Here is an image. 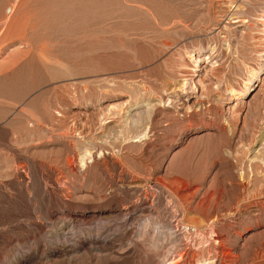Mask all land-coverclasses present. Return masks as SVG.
<instances>
[{
    "label": "rangeland",
    "instance_id": "374dc122",
    "mask_svg": "<svg viewBox=\"0 0 264 264\" xmlns=\"http://www.w3.org/2000/svg\"><path fill=\"white\" fill-rule=\"evenodd\" d=\"M0 264H264V0H0Z\"/></svg>",
    "mask_w": 264,
    "mask_h": 264
},
{
    "label": "bare ground",
    "instance_id": "6f19581e",
    "mask_svg": "<svg viewBox=\"0 0 264 264\" xmlns=\"http://www.w3.org/2000/svg\"><path fill=\"white\" fill-rule=\"evenodd\" d=\"M247 92V91H246ZM246 92H244V93H246Z\"/></svg>",
    "mask_w": 264,
    "mask_h": 264
}]
</instances>
